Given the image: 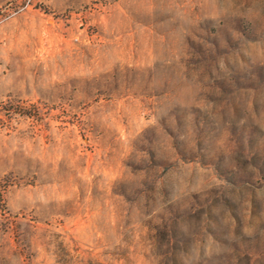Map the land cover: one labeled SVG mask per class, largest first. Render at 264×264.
<instances>
[{"label": "rangeland", "instance_id": "374dc122", "mask_svg": "<svg viewBox=\"0 0 264 264\" xmlns=\"http://www.w3.org/2000/svg\"><path fill=\"white\" fill-rule=\"evenodd\" d=\"M0 264H264V0H0Z\"/></svg>", "mask_w": 264, "mask_h": 264}]
</instances>
